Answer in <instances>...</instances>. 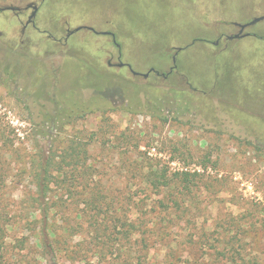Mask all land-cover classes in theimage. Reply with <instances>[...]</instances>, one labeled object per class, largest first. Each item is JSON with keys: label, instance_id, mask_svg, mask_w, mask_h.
Returning <instances> with one entry per match:
<instances>
[{"label": "rangeland", "instance_id": "obj_1", "mask_svg": "<svg viewBox=\"0 0 264 264\" xmlns=\"http://www.w3.org/2000/svg\"><path fill=\"white\" fill-rule=\"evenodd\" d=\"M29 1L40 3L38 31L21 34L26 13L0 12V262L49 263L35 242L40 206L30 163L49 145L58 154L78 142V165L95 173L91 193L106 187L140 224L119 241V227L102 228L103 208H89L60 245L58 264H264V19L225 39L238 31L232 22L264 14V0H0V7ZM79 25L112 33L118 48L109 34L86 29L63 43L66 29ZM177 47L165 77L106 63L110 55L118 61L119 49L134 71L165 74ZM103 75L115 87L128 81L125 92L94 91L90 82L100 85ZM150 164L167 165L169 176L199 173L180 199L188 223L164 213L177 189L154 193L140 184ZM48 201L42 206H51L59 229L65 211L80 209ZM107 215L117 221L115 209ZM102 240L109 245L99 255Z\"/></svg>", "mask_w": 264, "mask_h": 264}, {"label": "trees", "instance_id": "obj_2", "mask_svg": "<svg viewBox=\"0 0 264 264\" xmlns=\"http://www.w3.org/2000/svg\"><path fill=\"white\" fill-rule=\"evenodd\" d=\"M90 83L89 84L96 92L105 91V89L109 87L114 89L116 88L115 93L119 96H121L123 92H125V89L128 85V81H125L115 87L111 85V83H109V78H107L105 75L100 77V85L92 84V82ZM162 118L165 119L166 117L163 116ZM79 147L80 143L72 142L70 145H66L63 150L57 154V152L52 149V145H49L50 150L47 155H41L39 158H33L31 160L32 162L30 163V173L33 174L36 188L34 200L37 201L39 203L38 206H40L39 216L35 217L34 222L41 223L40 227H34L33 229L36 230V245H38L41 249L39 251V255H49V263L45 264H58L57 256L59 257L58 254L59 250L61 249L60 245L68 244L67 240L74 234V230L81 228V222H79V219L86 215L89 208H94L96 211H99L100 208H103L104 214L102 216V221L105 226H102V228H106V221L114 229L116 227H119L121 229L119 233V241H121L122 239H128V237L134 231L133 228L137 229L138 225L140 224L134 223L131 220H127L128 217H126L125 215L124 203L122 202V200L112 201L106 195V192L108 190L106 187H98L95 186V184L94 187H97V194L91 193L92 187H89L90 183L88 182V179L91 178V175L94 176L95 173H92L93 167H91L89 164L82 166L78 165V151L80 150H78ZM2 155L3 154L0 153V158ZM34 160L35 162H37L36 166L34 165ZM144 168L145 167H139L138 169L144 170ZM1 171L2 165L0 164V172ZM168 171L169 169L167 165L150 164L148 170L144 172L140 184L154 193H160L163 190H167L169 188L177 189L178 192L172 199V203L170 204V206L164 207V213L166 215L174 213L177 218L184 220L182 218L183 211L180 207V199L182 198L183 194H188L192 190H194V180L199 175V173L196 171L177 170L173 172L172 176H169ZM59 174L61 175L60 178L57 177ZM87 187L89 188L87 189ZM48 194L51 195H49L48 197ZM77 195H80V201L76 199ZM49 199H51V203L53 204L59 201L60 209L65 203L66 205L67 203H70L71 205H75L76 207L78 206L77 208L80 209L76 211L74 215H72V213H68L70 212L69 209L67 213L65 211V226H61L59 229L58 227L52 225L53 217L49 213V208L51 206L49 208H47V206H42L43 204H47L49 202ZM81 202L83 204H81ZM66 205H64V207ZM111 208L117 211V221H115L114 218L110 219L107 215L108 211H110ZM123 216H125L126 218V220L124 221H122ZM184 221L186 223L189 222L186 220ZM7 224L11 226L10 222ZM204 235L205 239L209 238V234H207L206 232H204ZM105 243L109 245V242L106 240H102L99 246L96 245V247H94V249L96 250L94 253L100 255L103 251V248L107 246L105 245ZM4 263L5 259L0 262V264ZM128 264L131 263L129 262ZM135 264H143V261L139 259ZM168 264L175 263L169 262Z\"/></svg>", "mask_w": 264, "mask_h": 264}, {"label": "flooded vegetation", "instance_id": "obj_3", "mask_svg": "<svg viewBox=\"0 0 264 264\" xmlns=\"http://www.w3.org/2000/svg\"><path fill=\"white\" fill-rule=\"evenodd\" d=\"M44 0H41V2H43ZM37 4V9H36V11H35V14H34V16L32 17V20L31 21H29L28 22V19H29V17L31 16V14H32V12L34 11L33 10V6L34 5H36ZM39 4L40 3H37V2H35V1H29V2H27L23 7H21V6H16V5H9V6H14L15 7V9L14 10H1L0 12H2V11H12L15 15H16V17L18 18L19 16H21V14L22 13H26V17H25V20L24 21H22V20H20L19 19V22L21 23V34H23L24 32H25V30L28 28V27H30V28H32V29H35L36 31H38V29H37V27H36V17H37V15L39 14V12H40V6H39ZM4 6H6V5H4ZM1 7H3V6H1ZM15 17V16H14ZM237 23H239V22H237ZM232 24H233V22H232ZM234 25V24H233ZM79 26H81V25H79ZM84 26H89V25H84ZM236 26V25H235ZM92 27V26H91ZM75 28V27H74ZM74 28H72V29H74ZM246 29V28H245ZM244 29V30H245ZM68 30H71V29H69V28H67L66 29V32H65V36L63 37V43H65L66 41H67V39H68V37L71 35V34H73V33H71L68 37H66V35H67V32H68ZM87 30V29H86ZM95 30V29H94ZM238 30H239V28H238ZM243 30V31H244ZM91 31V30H90ZM42 32H44V33H46V35H53L52 33H49V32H47V31H42ZM41 32V33H42ZM92 32H94V31H92ZM238 32V31H237ZM94 33H97V34H102L101 33V31H97V30H95V32ZM43 34V33H42ZM110 35L111 37H112V33H107V35ZM244 33L242 32V34L241 35H243ZM249 34V33H248ZM229 35H231V34H229ZM242 37V36H241ZM241 37H239V38H241ZM226 39V38H225ZM236 39H238V38H236ZM112 40H113V37H112ZM227 40V39H226ZM233 40V39H232ZM114 42V41H113ZM117 42H116V40H115V42H114V44L116 45V47L118 48V45L116 44ZM218 43V42H217ZM216 43V44H217ZM177 54V53H176ZM176 54H175V52H174V54L172 55V62H173V58H175L176 57ZM111 58H112V55H110V57H109V59L107 60V65L108 66H116V67H119V68H122V67H127L126 66V64H124L123 66H117L116 64L117 63H119L121 60H120V52H119V49H118V55H117V62H115V63H112L111 62ZM121 62H123V61H121ZM109 63V64H108ZM124 63V62H123ZM175 63L173 62V65L170 67V69H169V71L167 72V73H165V76L170 72V71H172L173 70V68H175V65H174ZM128 68V67H127ZM129 70V69H128ZM148 71H150V69L148 70ZM148 71H146V72H148ZM150 72H154V71H150ZM149 72V73H150ZM143 73H145V72H143ZM155 73V72H154ZM156 74V73H155ZM159 75V74H158ZM160 75H163V73H160ZM135 76H141V75H135ZM164 76V75H163ZM164 76V77H165ZM191 86V85H190ZM194 89V88H193Z\"/></svg>", "mask_w": 264, "mask_h": 264}, {"label": "water", "instance_id": "obj_4", "mask_svg": "<svg viewBox=\"0 0 264 264\" xmlns=\"http://www.w3.org/2000/svg\"><path fill=\"white\" fill-rule=\"evenodd\" d=\"M14 9H15L14 6H9V5H6V6H3V7H0V11H1V10H14ZM36 9H37V4L33 6V10H34V11L32 12L31 16L29 17L28 22L32 20V17L34 16ZM263 19H264V14H263V15H259V16H255V17H252L249 21H247V22H245V23H237V22H233V24L236 25V26L239 28V30H238L237 33H234V34H231V35H226L225 38H226L227 40H232V39L239 38V37L243 36V35H241V34H242V32H243V30H244L245 28H247V27H249V26H252V25L256 24L257 22H259V21H261V20H263ZM79 29H87V30H91V31H94V32H95V30H94L93 27H91V26H84V25H81V26H77V27H75L74 29L68 30L66 37H68L71 33L75 32V31H77V30H79ZM101 33H102V34H107V33H110V32H104V31H101ZM112 37H113V41L115 42V40H114V36H113V35H112ZM217 42H218V41H215L214 44H216ZM180 49H181V48H178V47L175 48V54H176ZM173 62L175 63V58H173ZM108 64H109V63H108ZM124 64H125V63H123V62L120 61V62L117 63L116 65L121 67V66H123ZM174 65H175V64H174ZM126 66L128 67L130 73H131L132 75H134V76H135V75H141L142 77L146 78V77L148 76V74H149L150 71H154L157 75L160 74L159 71H156V70H153V69H150V71L145 72V73H138V72L134 71L133 69H131V67H130L128 64H126ZM163 75L165 76V74H163Z\"/></svg>", "mask_w": 264, "mask_h": 264}, {"label": "built area", "instance_id": "obj_5", "mask_svg": "<svg viewBox=\"0 0 264 264\" xmlns=\"http://www.w3.org/2000/svg\"><path fill=\"white\" fill-rule=\"evenodd\" d=\"M154 149V148H153Z\"/></svg>", "mask_w": 264, "mask_h": 264}]
</instances>
